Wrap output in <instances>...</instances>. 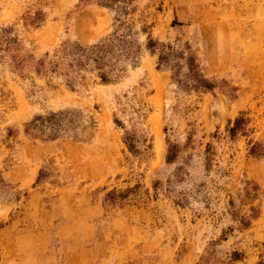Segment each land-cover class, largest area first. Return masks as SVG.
Returning <instances> with one entry per match:
<instances>
[{"label":"rangeland","instance_id":"374dc122","mask_svg":"<svg viewBox=\"0 0 264 264\" xmlns=\"http://www.w3.org/2000/svg\"><path fill=\"white\" fill-rule=\"evenodd\" d=\"M0 264H264V0H0Z\"/></svg>","mask_w":264,"mask_h":264},{"label":"trees","instance_id":"16d2710c","mask_svg":"<svg viewBox=\"0 0 264 264\" xmlns=\"http://www.w3.org/2000/svg\"><path fill=\"white\" fill-rule=\"evenodd\" d=\"M240 122V120H238V123Z\"/></svg>","mask_w":264,"mask_h":264}]
</instances>
